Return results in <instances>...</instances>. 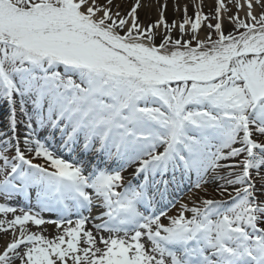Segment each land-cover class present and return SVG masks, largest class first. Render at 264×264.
Segmentation results:
<instances>
[{"label":"snow or ice","instance_id":"6c2138e0","mask_svg":"<svg viewBox=\"0 0 264 264\" xmlns=\"http://www.w3.org/2000/svg\"><path fill=\"white\" fill-rule=\"evenodd\" d=\"M143 6L0 0V264H264V0Z\"/></svg>","mask_w":264,"mask_h":264},{"label":"bare ground","instance_id":"6f19581e","mask_svg":"<svg viewBox=\"0 0 264 264\" xmlns=\"http://www.w3.org/2000/svg\"><path fill=\"white\" fill-rule=\"evenodd\" d=\"M99 2L104 3L105 0H99ZM133 2L134 0H114V8H115V5L118 4L119 10L121 11L122 14H124L130 8L131 3ZM193 2L194 0H141V3L144 6L138 10V16H139L140 23L145 26L148 24L154 23L157 19H159L160 6L164 4L167 5V7L164 8V15H165V19L167 20V22L171 24V22L175 20L177 21V23H179L183 18V15H184L183 8L185 5L188 6V15L190 17L194 15ZM197 2L202 4V11L206 15H208L209 17L213 16L214 8H215V0H197ZM177 5L179 6V10H177ZM229 7L231 8L232 6L229 5ZM232 11L234 13L236 12L234 8H232ZM239 15L241 16V18L244 17L243 10L239 12ZM215 22L216 21L214 18L210 19L209 21L202 22V28L200 29V32L202 33L199 34L200 38L202 39L205 38L204 37L205 34L208 33L209 31H212V33L214 32V30H210L207 27V24L208 23L215 24ZM223 30L225 31V33L232 30V25L227 20H225L223 23ZM159 31L163 33L164 32L163 27H161ZM171 35L174 38L180 37L178 27L172 30ZM188 38L190 39V35H188ZM184 39H187V36H185ZM159 42H160V38L158 37L156 40V43L158 44ZM21 131H23L22 128H21ZM209 193H212L211 186L209 187ZM181 196H184V195H181ZM184 197H185V202H189L187 200V197L186 196ZM21 201H22V198L18 197L12 201H9V203L16 205V204H19ZM174 214H176L175 208L172 209V215ZM3 218H4L3 215L0 214V219H3ZM7 218L11 219L10 213L8 214ZM28 227L31 231H40L41 229H43L42 234L48 236L49 238L54 237L59 231L53 224H45L41 226L40 228L36 227V229L33 226H28ZM86 227H91V225H87ZM10 236H11V233H8L7 235L0 233V249H2V247L6 245L8 239H10Z\"/></svg>","mask_w":264,"mask_h":264},{"label":"rangeland","instance_id":"374dc122","mask_svg":"<svg viewBox=\"0 0 264 264\" xmlns=\"http://www.w3.org/2000/svg\"><path fill=\"white\" fill-rule=\"evenodd\" d=\"M201 33H202V32H200V30H199L198 35L201 34ZM206 34H207V33H206ZM206 34H205V36H204L205 38H206ZM212 35H213V38H215V32H213ZM187 39H189L188 36H187ZM194 44H195V42L193 41V45H194ZM65 158H69V157H65ZM36 161H37V163L40 162L39 160H36ZM131 171H132V169H129L128 172L125 173V175H126V176H129L130 173H131ZM181 195H184V196L187 197V188H185V191H184V192H177V194H176V198L178 199ZM177 196H178V197H177ZM216 198L219 199V198H221V197H219L218 195H216ZM223 198H224V199H227V198H228V197H227V194H226ZM21 205H23V204H18L17 206H21ZM177 208H178V205H177ZM169 214L172 215V209L170 210ZM29 224H30V223H29Z\"/></svg>","mask_w":264,"mask_h":264}]
</instances>
